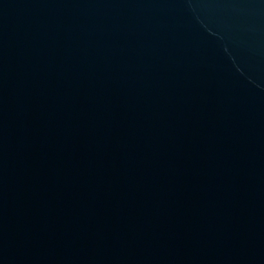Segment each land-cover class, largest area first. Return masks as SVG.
Returning <instances> with one entry per match:
<instances>
[{
    "label": "water",
    "instance_id": "water-1",
    "mask_svg": "<svg viewBox=\"0 0 264 264\" xmlns=\"http://www.w3.org/2000/svg\"><path fill=\"white\" fill-rule=\"evenodd\" d=\"M0 264H264V0H0Z\"/></svg>",
    "mask_w": 264,
    "mask_h": 264
}]
</instances>
